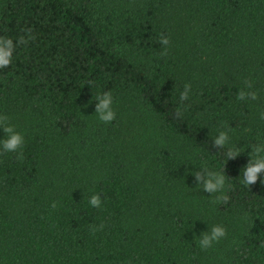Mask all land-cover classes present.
I'll use <instances>...</instances> for the list:
<instances>
[{
  "label": "trees",
  "instance_id": "1",
  "mask_svg": "<svg viewBox=\"0 0 264 264\" xmlns=\"http://www.w3.org/2000/svg\"><path fill=\"white\" fill-rule=\"evenodd\" d=\"M0 38L16 45L0 114L25 136L22 158L0 154V264H264L250 148L226 161L212 142L264 140V0H0ZM245 81L255 101L237 99ZM201 162L225 172L228 203L195 187ZM206 223L227 236L201 251Z\"/></svg>",
  "mask_w": 264,
  "mask_h": 264
},
{
  "label": "clouds",
  "instance_id": "2",
  "mask_svg": "<svg viewBox=\"0 0 264 264\" xmlns=\"http://www.w3.org/2000/svg\"><path fill=\"white\" fill-rule=\"evenodd\" d=\"M21 42L26 43V41ZM159 43L162 46L160 55L166 56L170 44L169 38L165 35H161ZM15 47L16 45L11 39L0 38V69L7 68L12 63ZM252 89V82L245 81V88L238 89L237 99L245 103L255 101L257 99V93ZM190 93L191 85L185 83L183 90L179 94V101L181 104L189 99ZM92 101H94V114L99 122L107 125L115 121L117 113L114 107L115 100L111 90H99L94 98L92 97ZM92 101H90V103ZM179 115L180 113L177 112V116ZM260 119H264V113L260 115ZM0 131L3 132V136H0V154L15 153L18 158H22L25 136L21 131L17 130L15 124L10 122V118L7 115L0 114ZM212 142L217 149H225L226 161L237 158L240 153L245 151V148H250L247 163L240 169V183L247 188L256 184L258 181L260 184L264 185V140L249 144L247 147H237L231 140L229 130H218L215 137L212 138ZM188 171L195 177V187L198 190H203L208 196L214 197L211 203H228L230 197L227 193L230 188L228 177L224 171L209 167L207 162H201L199 169L196 171ZM103 203L104 201L98 193H91L87 197V204L92 208L100 209ZM102 228L103 224L99 225V229ZM95 230L98 229H94V231ZM226 236L227 230L222 224H213L210 228L207 224V230L202 231L197 236L198 247L201 251H207L212 249L215 244L219 243L222 239L226 238Z\"/></svg>",
  "mask_w": 264,
  "mask_h": 264
}]
</instances>
